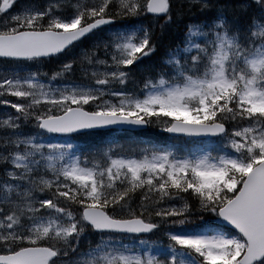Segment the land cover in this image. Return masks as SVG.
<instances>
[{"label": "snow or ice", "instance_id": "obj_1", "mask_svg": "<svg viewBox=\"0 0 264 264\" xmlns=\"http://www.w3.org/2000/svg\"><path fill=\"white\" fill-rule=\"evenodd\" d=\"M0 264H264V0H0Z\"/></svg>", "mask_w": 264, "mask_h": 264}, {"label": "trees", "instance_id": "obj_2", "mask_svg": "<svg viewBox=\"0 0 264 264\" xmlns=\"http://www.w3.org/2000/svg\"><path fill=\"white\" fill-rule=\"evenodd\" d=\"M146 138H153V139H155V138H156V130L153 129V130L149 133V136L146 137Z\"/></svg>", "mask_w": 264, "mask_h": 264}]
</instances>
